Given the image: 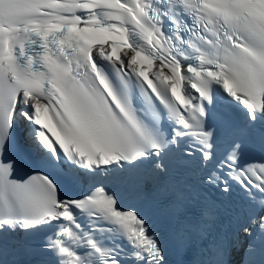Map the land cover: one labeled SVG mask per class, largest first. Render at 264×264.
<instances>
[{"label":"snow or ice","instance_id":"obj_1","mask_svg":"<svg viewBox=\"0 0 264 264\" xmlns=\"http://www.w3.org/2000/svg\"><path fill=\"white\" fill-rule=\"evenodd\" d=\"M194 238L264 264V0H0V264Z\"/></svg>","mask_w":264,"mask_h":264}]
</instances>
